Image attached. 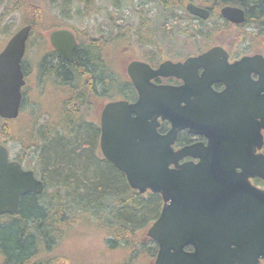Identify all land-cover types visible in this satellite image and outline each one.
<instances>
[{"label": "water", "instance_id": "95a60500", "mask_svg": "<svg viewBox=\"0 0 264 264\" xmlns=\"http://www.w3.org/2000/svg\"><path fill=\"white\" fill-rule=\"evenodd\" d=\"M187 8L194 14L206 13L191 5ZM221 14L236 24L245 19L243 10L234 6H224ZM30 28V24L18 27L0 50L2 119L18 116L24 85L21 61ZM49 42L65 60H72L76 40L70 30H52ZM217 51L212 48L194 60L207 63L214 74L220 66L226 70L227 62L220 64ZM231 67L242 70L238 95L228 97L236 86L230 84L225 70L220 72L217 78L226 88L218 97L208 89L213 103L193 115L196 121L183 119L176 87L150 81L156 75H178L184 70L169 61L156 69L129 63L127 72L137 99L109 101L101 110L103 157L125 175L131 188L159 193L162 198L159 215L146 229V236L157 243L153 264H256L264 257V190L249 181L250 177L264 181V154L256 153L264 144V56H243ZM251 73L258 78L252 80ZM230 110L239 112L236 121ZM204 113L211 114L205 122L198 121ZM158 117L170 123L166 133L158 132ZM184 127L206 136L207 143L174 149L177 132ZM185 156L200 159L179 163ZM43 189L34 171L10 160L7 147L0 143V215L15 214L21 196Z\"/></svg>", "mask_w": 264, "mask_h": 264}, {"label": "trees", "instance_id": "16d2710c", "mask_svg": "<svg viewBox=\"0 0 264 264\" xmlns=\"http://www.w3.org/2000/svg\"><path fill=\"white\" fill-rule=\"evenodd\" d=\"M224 1L244 9L245 25L236 26V31L246 26L248 48L254 44L256 50H263L264 0ZM65 5L64 0H0V32L5 39L13 33V19H6L16 13L19 26L31 25L29 37L39 30L59 28L62 19L53 11L60 7L61 12ZM157 13L159 19L172 20L160 10ZM87 32L84 37L78 35L72 62L57 52L54 64L49 65L45 55L40 59L39 77L50 73L54 95L64 97L58 112L30 98L26 105L40 108L47 122L38 124L34 119L24 129L17 118L0 117V143L18 142L21 151L14 158L22 163L27 157L25 167L33 169L44 183L41 193L21 196L15 214L0 215V264H74L57 246L63 231L80 221L102 230L99 236L104 237L106 249L118 256L114 264H153L157 244L144 231L159 215L161 196L139 193L129 186L125 175L100 152L96 112L86 118L79 111L87 110L93 97L101 101L113 96L111 68L101 52L104 44L89 38ZM236 34L238 39L245 35ZM125 93L130 95L128 90Z\"/></svg>", "mask_w": 264, "mask_h": 264}, {"label": "flooded vegetation", "instance_id": "af4514ba", "mask_svg": "<svg viewBox=\"0 0 264 264\" xmlns=\"http://www.w3.org/2000/svg\"><path fill=\"white\" fill-rule=\"evenodd\" d=\"M76 1L80 4H85L82 11L87 13L88 16L100 14V8L96 5L97 2L95 0H84V2L83 0ZM87 1L91 2L87 3ZM93 1L95 5L94 8H92L93 6L91 5ZM112 3L113 8L111 11L106 10L103 12L101 10V14L106 15L107 19H109V23L104 24L103 22L98 24L97 30L99 32L96 36L89 37L91 39H98L104 44V47H101L102 56L111 68L109 69L112 72L113 78V86L111 87L113 96L106 97L100 108L96 111L93 109V104H91V102L89 108H87L93 109V111L96 112L98 121H100V113L106 102L121 99L134 102L137 99V89L134 87L132 79L127 72V66L131 62H142L149 68L156 69L160 64L169 61L172 64H178L181 69H184L179 71L178 75H156L150 78V81L156 85L176 87L178 89L177 98L179 99L180 111H184L185 113L183 119L188 117L196 121L193 115L199 110L203 112L207 106L213 103L212 99L208 97V94L212 92L216 94V97L220 96L222 91L226 88V84L217 78L220 72H224L225 69L223 66H220L217 71L215 70L214 74V71H212V68H210L207 63L203 64L201 63L202 61H195V58L204 55L212 48H218L217 60L220 64L227 62V64H224L227 66L225 72L230 79V84L236 86L234 90L230 88V95L228 96L230 98V96L236 97L238 95L239 87H241L242 83V70L231 67V65L240 60L243 56L258 53L264 56L262 49L256 50L254 44L248 48V43L246 41L247 35L245 36L243 34L238 39L236 32L231 30L232 27L241 26L242 23L245 25L244 21L240 24L232 23L221 14V9L224 6H234L244 11V9L237 4L225 2L224 0H139L133 2L132 6L127 4L131 14L139 18L138 21L132 23L130 27H127L129 23H122V26L120 25V20L123 19V17L119 13V8L116 7L114 2ZM154 5L155 8H151ZM189 5H191V8L197 7L205 10L206 13L203 15L194 14L192 11L188 10L187 7ZM149 7L151 8V12L148 11L146 13V8ZM154 9L157 11L160 10L162 15L168 14L172 17V20L170 21L169 17L165 18L166 16H162L161 19H159L158 13ZM153 10L155 12H152ZM165 11L167 12L165 13ZM121 14H123L122 11ZM71 31L76 40V46L73 50L71 61L65 60L63 56L49 44V48L42 52L40 58L29 66L25 60L27 59V53L25 51L26 55L24 54L22 59L24 85L22 86L21 105L25 103L24 100L26 99L27 92L28 94H34L32 102L34 103L35 98L42 94V92H40L41 90L38 89L40 87L44 92L47 91V86H52V91L54 93V77L50 76V73L46 74L47 77H45L46 80L43 84L41 85L40 83L44 78H39V76H41L39 75L40 59L45 55L47 56L49 65L50 63L54 64L55 60L53 58L55 57V52H57L65 61L72 62L74 51L78 45V35L74 30ZM246 31L247 27L243 26L237 33H247ZM81 32L84 33L83 29ZM243 38L244 40L242 41ZM123 41H127V44ZM129 47H133L132 50L129 49ZM118 66L119 71L116 69ZM250 77L252 80H256L258 75L256 73H251ZM29 83H32V85H29ZM125 84L126 87L124 90L120 88V85L123 86ZM207 84L208 87H206ZM208 89H210L211 92L208 91ZM127 90L130 93L129 96L125 93ZM100 102L101 101H99V103ZM231 104V100H228V107H230ZM65 105L67 109V104ZM20 112L21 108L19 110V113ZM230 112V115L234 121H236L239 112L233 110H230ZM210 114L211 113H204L202 118H198V121L204 120L205 122ZM209 120H212V116H210ZM158 122L157 130L160 133H166L171 127L167 120H163L160 117H158ZM195 142L206 144L207 138L202 134L192 133L189 131L188 127H184L177 132L173 148L178 149ZM258 152H263V148L261 150H256V153ZM11 159L18 160L14 157H11ZM199 159V157L185 156L179 160V163H197ZM21 165L23 167V162ZM36 177L43 181L39 175ZM249 181L255 187L264 190V181L261 178L250 177ZM185 249L191 250V247L187 246ZM256 264H264V257H260Z\"/></svg>", "mask_w": 264, "mask_h": 264}, {"label": "rangeland", "instance_id": "374dc122", "mask_svg": "<svg viewBox=\"0 0 264 264\" xmlns=\"http://www.w3.org/2000/svg\"><path fill=\"white\" fill-rule=\"evenodd\" d=\"M62 2L63 0H57ZM66 2L64 10L60 12L59 8L54 9V13L58 15L59 18L62 20L59 22L60 26L59 28H67L70 30H74L77 35H82L81 37H84L83 31H88L89 37L96 36V34L99 32L97 30L98 24L103 23L107 24L109 23V19H107L106 15L101 14V10L105 12L106 10L111 11L113 8V3L116 5L117 8H119V13L123 17V19L120 20V23H129L127 27H130L132 23L139 20V18L136 15L131 14L129 7L127 4L132 6L133 2L139 1V0H95L97 2V6L100 8V14L93 16H88L86 13H84L83 10V4H80L76 0H64ZM84 2V0H83ZM91 1H87V3H90ZM95 7L94 1L91 3ZM67 6V8H66ZM103 8V9H102ZM89 10V8H88ZM121 11L123 14H121ZM70 13L71 16H67V14ZM124 15V16H123ZM13 19V25L11 28L14 32L18 27L19 22V15L13 14L12 16L8 17L6 19V22ZM53 30V29H51ZM51 30H39L35 32L32 36L29 37L26 53H27V59L26 63L33 64L40 58V55L42 52L49 48V41H48V35ZM238 32V31H235ZM247 32V31H246ZM41 33V35H40ZM242 33V32H241ZM247 35V33H245ZM241 37V35H240ZM233 38V37H232ZM8 39V38H7ZM5 36L2 32H0V49L3 46V44L6 42ZM125 44H127V41H123ZM122 44V43H121ZM133 47H129V49L132 50ZM264 53V49L262 50ZM25 53V55H26ZM116 68V67H115ZM119 71V66L118 68ZM42 78V77H39ZM45 77L43 78V81H40L41 85L45 81ZM29 85H32V83H29ZM48 87V88H47ZM46 90L44 91L39 97L35 98L38 99V102H41L42 106L45 107L44 104H46V107L49 110H53L54 112H58V108L60 106V102L64 97L60 96V99L56 97L52 91L53 87L47 86ZM30 88V86H29ZM39 90H42V88H38ZM31 90V88H30ZM28 91V90H27ZM32 94H26V99L24 103L23 109H21L20 114L17 117V124H20L23 126L24 129L28 128L31 122L36 120L38 124H42L47 122L48 119L47 115L45 113H41L40 108H29L27 106V102L30 98H33ZM91 104H93V109L95 111L100 108L101 104L104 102V99L97 101L95 97L90 101ZM29 105L31 103H28ZM93 109H85L82 111L79 110L81 113L83 112L84 116L86 118L91 117ZM36 115H38L36 117ZM95 115V114H93ZM97 115V114H96ZM35 122V123H36ZM9 149L10 156H16L18 155L20 148L19 143H8L7 145ZM26 159L23 160V165L25 164ZM146 231V229H145ZM144 231V233H145ZM102 232L101 229H99L96 225L89 224L87 222H76L73 226H71L68 230L65 229L63 231V236L61 237L59 244L57 246L58 250H60L63 254L68 255V257L71 258L74 264H114L118 256H116V252H110L106 249V245L104 242V237H100L99 234ZM62 241V242H61ZM61 242V244H60Z\"/></svg>", "mask_w": 264, "mask_h": 264}]
</instances>
